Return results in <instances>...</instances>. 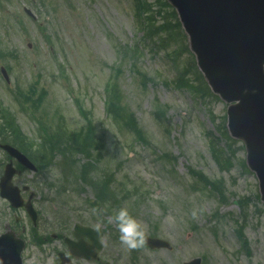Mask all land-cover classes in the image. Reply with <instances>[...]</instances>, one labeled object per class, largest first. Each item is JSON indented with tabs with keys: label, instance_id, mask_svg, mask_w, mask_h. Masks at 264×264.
<instances>
[{
	"label": "rangeland",
	"instance_id": "obj_1",
	"mask_svg": "<svg viewBox=\"0 0 264 264\" xmlns=\"http://www.w3.org/2000/svg\"><path fill=\"white\" fill-rule=\"evenodd\" d=\"M147 1L158 7L155 0ZM157 23L161 24L160 19ZM141 36L131 0H0V50L4 56L16 54L0 58V67L10 64L12 85H20L24 91L36 82L39 89L46 90L48 96L36 113L41 121L43 116L56 121L59 116L77 130L85 124L77 101L91 113L107 149L101 171L114 174L117 194L130 188V196L122 204L141 224L145 237L162 238L173 250H129L120 243L112 216H102L100 210L87 204L93 199L89 189L59 201L53 190L44 186L46 181H58V164L44 175L23 172L14 181L21 187L32 182L34 208L40 212L37 233L50 236L61 232L58 225L62 216L72 222L71 226L78 223L102 231L100 259L112 264H184L196 258L204 259L203 264H264V204L257 199L256 177L244 164L243 146L217 135L225 146L222 153L230 158L226 171H221L209 154L207 133L217 125L224 127L227 105L208 96L193 97L173 89L170 82L178 68L184 66L187 55L173 66L167 52L157 48L149 52L143 48L136 64L139 72L153 80L142 87L128 60L120 63L116 53ZM172 50L169 48V56ZM53 57L64 66L65 76L60 75ZM111 67L123 70L118 79L119 92L123 94L120 103L134 115L145 137L143 142L134 143L133 135L106 120L103 89L114 74ZM0 100L15 115L25 137L33 142L38 134L35 123L9 97L1 76ZM155 100L162 103L161 109ZM161 111L166 115L159 123L155 115ZM7 161L0 150V178L1 164ZM193 172L210 180L220 179L226 198L213 197L207 190H191ZM240 200L247 201L246 214L240 211ZM194 210L195 219L191 215ZM241 216H246L241 234L247 238L249 255L240 248L235 233ZM15 219L24 227L19 231L26 243L23 264H56L58 252L65 251L62 242L51 239L36 246L31 242L34 235L26 213L12 211L0 199V234L6 226L13 230ZM83 262L73 260V264Z\"/></svg>",
	"mask_w": 264,
	"mask_h": 264
},
{
	"label": "water",
	"instance_id": "obj_2",
	"mask_svg": "<svg viewBox=\"0 0 264 264\" xmlns=\"http://www.w3.org/2000/svg\"><path fill=\"white\" fill-rule=\"evenodd\" d=\"M168 1L178 12L209 87L226 102H236L228 108V130L245 143L247 165L259 179L264 200V0ZM11 174L6 173L8 182ZM2 188L6 190L5 180ZM7 238H0V259L20 264L23 244ZM147 242L154 248L168 247L163 241Z\"/></svg>",
	"mask_w": 264,
	"mask_h": 264
},
{
	"label": "trees",
	"instance_id": "obj_3",
	"mask_svg": "<svg viewBox=\"0 0 264 264\" xmlns=\"http://www.w3.org/2000/svg\"><path fill=\"white\" fill-rule=\"evenodd\" d=\"M160 3L162 6L166 5L162 0H160ZM141 9L142 12H145L141 22L142 28L144 30V35H146L144 39L146 41H150L152 46L159 48H164L165 46H167L164 45L166 43V38L158 36L156 41H153V39L156 37V35H159L158 33L164 32V30L169 27H171V29H176V33L181 36V33L179 32V24L176 21L174 13H171V15H165V24H163L162 26H156L154 23L155 17L153 13L149 12V8H146V6L142 4ZM188 70L193 78H186L185 75L180 74L179 76H177V79L175 81V87L187 91L191 90L193 93H201L202 97L209 96V90L203 83L202 77H200V75L198 74L192 59L188 61ZM118 91L119 90L117 89L116 84L110 89L111 95L108 113L113 117V119L118 123L119 126L125 127L128 131L133 134L135 133L138 137H140V139H142L141 131L136 125L134 116L127 112V110L123 106L121 107V105L119 104L121 95ZM42 100L43 97L41 100H39L38 103L35 104L36 108H38L37 106L40 105ZM156 115L157 117H160L161 113H158ZM46 124L47 122L45 121L43 125L46 126ZM3 126H7V128H11L12 130H14L16 125L14 122H11V120H6V125ZM87 128L88 129H83L76 133L69 131L63 126H58L57 128H55V130L46 128L43 141H45L44 145L48 147V151L51 153L56 151L59 152L64 162L67 161L68 157H71L73 159L74 169L76 168V166L79 169L75 170V173L80 174L81 179L94 189L98 200L102 201L109 193L107 192L108 183L104 180L94 181L92 178H90V172L88 171L95 169L96 164L99 162L98 160L101 159L103 149L101 148V144L95 137L93 128L90 125ZM79 154L84 155V158L86 159V161H88L85 166L79 165V162L76 160V157L79 156ZM204 181L206 180L204 179Z\"/></svg>",
	"mask_w": 264,
	"mask_h": 264
},
{
	"label": "clouds",
	"instance_id": "obj_4",
	"mask_svg": "<svg viewBox=\"0 0 264 264\" xmlns=\"http://www.w3.org/2000/svg\"><path fill=\"white\" fill-rule=\"evenodd\" d=\"M191 215L195 219L197 212L194 210ZM111 220H114L117 225L121 244L129 250H137L145 246V232L142 230L141 224L130 215L126 208H121L118 214L111 217ZM0 264H4L2 259H0Z\"/></svg>",
	"mask_w": 264,
	"mask_h": 264
}]
</instances>
